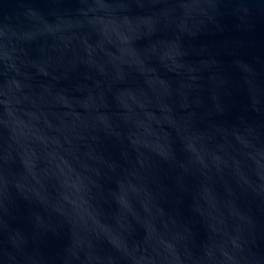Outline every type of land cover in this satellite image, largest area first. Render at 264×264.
<instances>
[{
	"label": "water",
	"instance_id": "1",
	"mask_svg": "<svg viewBox=\"0 0 264 264\" xmlns=\"http://www.w3.org/2000/svg\"><path fill=\"white\" fill-rule=\"evenodd\" d=\"M0 264H264V0H0Z\"/></svg>",
	"mask_w": 264,
	"mask_h": 264
}]
</instances>
